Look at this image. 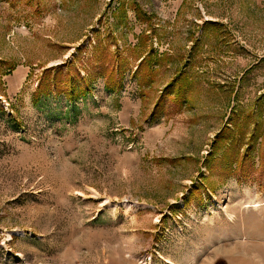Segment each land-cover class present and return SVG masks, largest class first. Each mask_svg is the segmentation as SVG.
<instances>
[{
  "label": "rangeland",
  "instance_id": "obj_1",
  "mask_svg": "<svg viewBox=\"0 0 264 264\" xmlns=\"http://www.w3.org/2000/svg\"><path fill=\"white\" fill-rule=\"evenodd\" d=\"M0 264H264V0H0Z\"/></svg>",
  "mask_w": 264,
  "mask_h": 264
},
{
  "label": "trees",
  "instance_id": "obj_2",
  "mask_svg": "<svg viewBox=\"0 0 264 264\" xmlns=\"http://www.w3.org/2000/svg\"><path fill=\"white\" fill-rule=\"evenodd\" d=\"M150 53V51H148ZM148 54V53H147ZM146 60V56L144 55L143 58L141 59L139 65L136 68L135 73H138V71L141 68V64ZM115 60H113V64H112V73L110 77H106V89L110 90V91H114L118 86V80H116L115 75L120 74L119 71H121L123 73V67L122 66H118L117 68L114 65ZM124 62V61H123ZM61 68V66L58 67V69ZM106 67H103V70H105ZM51 71H53V69L48 68L45 73H50ZM103 73V71L101 70V74ZM44 80V77H43ZM90 79L85 78V80H83L84 82H78L75 81V79L71 78L70 79V85H66L65 87H62V83H61V77H59V79H55L56 83H55V89L56 91H59L61 94H65L67 95V102L65 106H62L61 111L58 112L57 116L58 117H71L73 116L75 119L77 117V101L80 98H85L87 96V94L91 91V85L87 84L86 82H88ZM191 79L189 78V76H186L185 72L182 70L179 71L178 74L175 75V77L172 79V81L165 87V89L162 92L161 95V99L160 101H158L157 105L163 104L162 102L164 101L166 96L169 95H173V97L175 98V100H177L178 102H186V93L188 92V88L190 85ZM84 83V84H83ZM43 84V83H42ZM50 84H46L44 85V88L46 89L47 87H49ZM41 87V84H39V89ZM163 99V101H162ZM44 102V101H43Z\"/></svg>",
  "mask_w": 264,
  "mask_h": 264
},
{
  "label": "bare ground",
  "instance_id": "obj_3",
  "mask_svg": "<svg viewBox=\"0 0 264 264\" xmlns=\"http://www.w3.org/2000/svg\"><path fill=\"white\" fill-rule=\"evenodd\" d=\"M170 262V261H169Z\"/></svg>",
  "mask_w": 264,
  "mask_h": 264
}]
</instances>
